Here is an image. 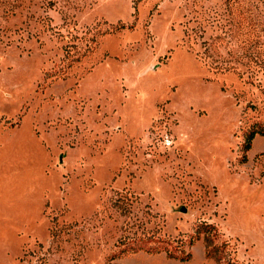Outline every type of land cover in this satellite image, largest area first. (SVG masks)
Listing matches in <instances>:
<instances>
[{"label":"rangeland","instance_id":"374dc122","mask_svg":"<svg viewBox=\"0 0 264 264\" xmlns=\"http://www.w3.org/2000/svg\"><path fill=\"white\" fill-rule=\"evenodd\" d=\"M259 129L264 0H0V264H264Z\"/></svg>","mask_w":264,"mask_h":264},{"label":"trees","instance_id":"16d2710c","mask_svg":"<svg viewBox=\"0 0 264 264\" xmlns=\"http://www.w3.org/2000/svg\"><path fill=\"white\" fill-rule=\"evenodd\" d=\"M257 134H261V135H264V130L262 129H259V130H254L252 131L250 134H249V137H248V141H247V150L250 148V145H251V141L255 138V136ZM202 228H206V226H202ZM208 240V239H207ZM209 241V240H208ZM208 254H209V250H208ZM186 259V258H185Z\"/></svg>","mask_w":264,"mask_h":264}]
</instances>
